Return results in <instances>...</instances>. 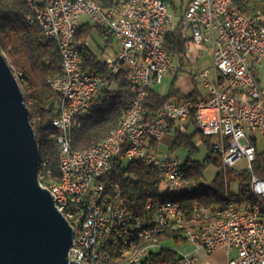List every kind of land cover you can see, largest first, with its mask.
<instances>
[{"label": "built area", "instance_id": "built-area-1", "mask_svg": "<svg viewBox=\"0 0 264 264\" xmlns=\"http://www.w3.org/2000/svg\"><path fill=\"white\" fill-rule=\"evenodd\" d=\"M28 3L32 8L29 17L41 27L46 39L57 43L61 54L62 71L48 81L60 95L59 113L54 120L62 122L58 131H63L62 164L67 183L61 189L51 188V192L58 208L75 227L70 257L76 263L112 264L119 254L114 251L110 263H102V255H107L104 242L113 221H120L125 229V249H128L130 240L136 239L145 228H158L162 232L170 218L183 213L180 203L162 201L147 204V209L152 208L149 215L134 214L125 205L121 191L116 187L108 192L102 180L113 159L120 156L152 165L169 186L193 185L186 179V172H177V165H182L178 156L163 154L152 147L153 142L167 133L170 121H186L193 114L203 133L217 137L216 146L226 166H234L245 157L247 167L251 168L256 157L251 135L264 137V74L256 66L264 64V32L254 27L249 17H238L225 0H190L178 21L166 0H113L110 9H102L94 0H28ZM83 15L90 20L81 21ZM85 23L113 32L117 49L114 53L106 50L99 56L106 74L82 68L84 60L77 31ZM179 24L190 38L186 52L193 56L184 65L176 62L163 45L166 32ZM85 42L91 45L90 40ZM204 48L213 54L214 66L190 68ZM123 66L138 88L131 101V118L118 134L99 141L91 153H72L69 129L89 112L94 96L104 86L114 84V75ZM186 71L198 84L197 97L168 100L156 114L146 116L143 102L147 88L161 83L168 74ZM249 188L254 199L241 205L229 202L222 207L195 208V213L209 215L225 210L226 218L214 227L188 232V242L206 253L223 246L229 252L234 251L227 264H264V179L252 174ZM160 248L153 247L137 264ZM183 257V264H199V257L193 252H186Z\"/></svg>", "mask_w": 264, "mask_h": 264}, {"label": "trees", "instance_id": "trees-1", "mask_svg": "<svg viewBox=\"0 0 264 264\" xmlns=\"http://www.w3.org/2000/svg\"><path fill=\"white\" fill-rule=\"evenodd\" d=\"M107 8L113 0H94ZM190 1V0H189ZM167 3L170 0H166ZM235 7L243 13L260 16L264 25V0H232ZM28 0H0V50L5 54L8 63L17 76L21 85L30 119L36 134L39 148V175H44L43 181H59V162L61 151L57 142L58 130L53 120L59 113L60 95L49 84L50 77L59 75L61 68V54L54 40L46 39L41 27L30 22L25 14L31 11ZM77 38L81 41L84 71L106 74L107 69L100 63L99 54H103L114 44L113 32L92 23L80 25ZM90 40L87 44L85 40ZM189 37L184 35L180 24L173 30L167 31L163 45L169 54L180 65L188 64L190 56L186 52ZM103 41V44L101 42ZM253 68V66H252ZM182 72H179L180 74ZM167 93L156 90L155 85L147 88V95L143 102L146 116H153L162 105L171 99L181 100L195 98L200 93L198 84L193 81V90L182 92L175 85L177 75ZM114 84L104 86L93 98L89 112L80 119L78 125L70 132L74 150H84L106 138L116 129L127 111L130 103L137 94V86L129 79V70L123 66L114 75ZM193 125L194 130L187 129ZM168 130H173L175 137L170 144L169 153L184 147L188 151V158L182 168L186 172V179L192 183H199L204 177L209 164L219 167L211 186L201 185L191 191L173 193L167 180L152 166L136 160H126L115 157L111 169L103 176L106 190L112 192L116 187L121 191L127 208L138 215H149L151 202L174 200L180 202L184 219L182 223L164 230L150 239H141L139 244L145 246L155 239L159 242L174 241L179 244L188 242V230L200 228L209 223L212 218H195V208L222 207L229 202L239 205L249 199H254V193L249 188L252 174L264 179V147L258 146V139L251 135L255 145L256 157L251 168L236 169L224 164L223 154L216 146L217 137L205 134L197 124L192 114L184 123L169 122ZM229 138L226 147L229 148ZM200 144L205 147L203 160L193 157L200 152ZM152 147L159 150V141L153 142ZM236 184V189L232 185ZM184 257L173 246L163 245L153 251L141 264H183Z\"/></svg>", "mask_w": 264, "mask_h": 264}, {"label": "water", "instance_id": "water-1", "mask_svg": "<svg viewBox=\"0 0 264 264\" xmlns=\"http://www.w3.org/2000/svg\"><path fill=\"white\" fill-rule=\"evenodd\" d=\"M39 162L21 85L0 50V264H78L75 227L41 181Z\"/></svg>", "mask_w": 264, "mask_h": 264}, {"label": "bare ground", "instance_id": "bare-ground-1", "mask_svg": "<svg viewBox=\"0 0 264 264\" xmlns=\"http://www.w3.org/2000/svg\"><path fill=\"white\" fill-rule=\"evenodd\" d=\"M226 3H230V6L233 9V12L238 17H249L250 23L254 24V27H257L258 29H261V31L264 32V25L260 22L261 17L260 16H252L247 13L240 12L235 5L233 4L232 0H225ZM98 5H101L97 2ZM102 9H110V6L105 8L102 6ZM26 18L30 22H34L32 18L29 17V12L25 14ZM18 80V79H17ZM131 118V103L130 108L121 120L119 126L114 129L106 138L102 140H107V138H112L115 136V134H118V132L122 129L125 123H127L128 119ZM53 125L57 130L62 129V122L53 120ZM73 128V127H72ZM71 128V129H72ZM68 131V138H69V148L72 153H91L92 150H96L97 146H99V142L91 145L87 149L84 150H74L71 143V138L69 135L70 130ZM63 138V131H58L57 134V142L59 143L60 151H61V158L59 162V170H60V180L59 181H43L41 178L45 179L44 175L40 176L41 181L45 186H47L50 190L53 189H61L65 186L67 183V173L65 172L62 164L63 155H64V141H62ZM183 164V162H182ZM177 172H185L182 168V165H177ZM46 180V179H45ZM170 190L173 193H181L185 190L191 191L193 189V185H186L180 188H177V186H169ZM180 203L178 201L174 200H165L163 203ZM195 218L198 217H204V218H212V220L205 224L204 228H211L216 226L220 221H223V219L226 218V211L225 210H216L213 212V214L209 215L207 213H194ZM184 219L183 213H177L173 218H170L168 222L165 223V230H167L170 227L176 226L180 223H182ZM200 228H190L188 232H194V231H200ZM160 229L158 228H145L142 233L137 234L136 239H131L129 242V248L125 249V229H122V226H120V221H113V224L111 226V230L108 233V240H105L104 242V253L107 255H102V263H110V257H114V251L115 254H119L116 258H114V261H112V264H137L140 260L141 256L143 254H147L150 251H152L153 247H162L163 245H166L164 242H159L158 240H154L148 245L141 246L139 244L141 239H150L154 235L160 233Z\"/></svg>", "mask_w": 264, "mask_h": 264}, {"label": "rangeland", "instance_id": "rangeland-1", "mask_svg": "<svg viewBox=\"0 0 264 264\" xmlns=\"http://www.w3.org/2000/svg\"><path fill=\"white\" fill-rule=\"evenodd\" d=\"M188 2L189 0H170V2L168 3L169 10L176 15L175 17L176 21L179 20L180 16L185 11V8ZM80 20L84 22V21H89L90 19L87 15H83ZM116 49H117V43L114 41V44L110 48L107 49V52L114 53ZM194 49H196V46H194ZM97 53L100 55L98 51ZM190 58L193 59L192 54H190ZM213 66H214L213 54L205 48L203 49V54L199 57V59L196 62L189 65L190 68H194V69H200L204 67H213ZM256 66L260 67L261 72L264 74V64L256 63ZM260 70L258 69V71ZM175 77H176L175 74L166 75L164 80L161 83H158L155 85L156 90L161 93H167ZM189 79H190V74L189 72L186 71V72H182L178 74L176 81H190L191 79L190 80ZM187 130L189 132H192L194 130L193 125H190ZM257 135H258V146L260 148H263L264 147V137L260 136V134H257ZM174 137H175V134L173 130H169L161 139L160 151L163 154L171 152L169 147L172 141L174 140ZM199 148H200V152L196 154L193 158L203 160L206 150L202 144H200ZM172 154L178 156L182 160V162L186 161V159L188 158V151L184 147L178 148ZM247 166H248V161L245 157H241L234 164V167L236 169H243V168H246ZM218 170H219L218 166H216L215 164H209L205 170L204 177L201 179L199 183H194L193 187L198 188L201 185L211 186L213 183V179ZM232 189L233 190L236 189V184L232 185ZM165 244L175 247L180 252V254L184 255L186 252L189 251L191 242H186L185 244H179L174 241H167ZM216 253L218 252H212L208 254V256L204 257L201 261L204 260L208 264H217V263L224 264V260H225L224 254L222 253L216 254Z\"/></svg>", "mask_w": 264, "mask_h": 264}, {"label": "crops", "instance_id": "crops-1", "mask_svg": "<svg viewBox=\"0 0 264 264\" xmlns=\"http://www.w3.org/2000/svg\"><path fill=\"white\" fill-rule=\"evenodd\" d=\"M165 78V77H164ZM173 82V81H172ZM264 82V81H262ZM175 85L177 87H179V89L184 92V93H189L193 90V81H176ZM171 87V86H170ZM185 121H182V122H177V123H184ZM169 131V130H168ZM167 131V132H168ZM257 139H258V135H257ZM161 141V140H160ZM160 141H159V150H160ZM188 252H193L195 254L198 255L199 257V264H208L206 261H201L204 257H207L208 254L210 253H206L203 249H196L192 244L190 245V248H189V251ZM214 252H218L216 254H224V264H227V261H228V258L230 255H234V251H231L229 252L228 249L223 246V247H220L218 248L217 250H215ZM218 264V263H217Z\"/></svg>", "mask_w": 264, "mask_h": 264}]
</instances>
